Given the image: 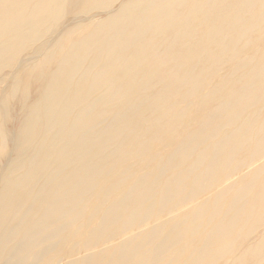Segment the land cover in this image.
Segmentation results:
<instances>
[{
    "label": "bare ground",
    "instance_id": "obj_1",
    "mask_svg": "<svg viewBox=\"0 0 264 264\" xmlns=\"http://www.w3.org/2000/svg\"><path fill=\"white\" fill-rule=\"evenodd\" d=\"M30 48L0 264H264V0H0Z\"/></svg>",
    "mask_w": 264,
    "mask_h": 264
},
{
    "label": "rangeland",
    "instance_id": "obj_2",
    "mask_svg": "<svg viewBox=\"0 0 264 264\" xmlns=\"http://www.w3.org/2000/svg\"><path fill=\"white\" fill-rule=\"evenodd\" d=\"M79 24L87 27V22L80 21ZM68 35V33H63L58 37L61 44L66 45ZM35 54H38L36 49H26L18 55L13 64L3 69V73L7 74V79L0 82V122L4 119L12 125V129L9 130L8 146L0 147V184L9 180L5 174L6 170L19 167L20 164L17 163L16 157L26 153L31 143V138L22 139L19 133L21 124L29 113V108L25 105L26 91L31 90L33 94H39L42 89L43 76L50 69L49 64L44 61V54L41 56H35ZM96 223L93 222L91 228Z\"/></svg>",
    "mask_w": 264,
    "mask_h": 264
}]
</instances>
